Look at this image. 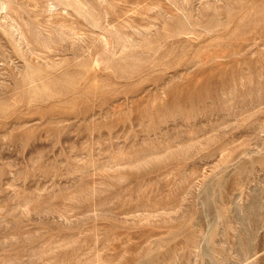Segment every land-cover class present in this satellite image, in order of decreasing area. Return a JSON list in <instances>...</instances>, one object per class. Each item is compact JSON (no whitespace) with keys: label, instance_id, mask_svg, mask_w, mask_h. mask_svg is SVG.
<instances>
[{"label":"rangeland","instance_id":"rangeland-1","mask_svg":"<svg viewBox=\"0 0 264 264\" xmlns=\"http://www.w3.org/2000/svg\"><path fill=\"white\" fill-rule=\"evenodd\" d=\"M0 264H264V0H0Z\"/></svg>","mask_w":264,"mask_h":264},{"label":"bare ground","instance_id":"bare-ground-1","mask_svg":"<svg viewBox=\"0 0 264 264\" xmlns=\"http://www.w3.org/2000/svg\"><path fill=\"white\" fill-rule=\"evenodd\" d=\"M2 3V2H1ZM5 6V5H4Z\"/></svg>","mask_w":264,"mask_h":264}]
</instances>
